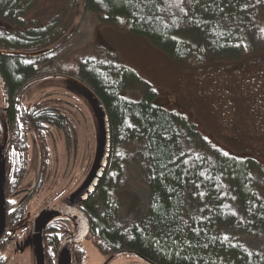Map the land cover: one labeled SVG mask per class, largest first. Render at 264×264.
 <instances>
[{"label":"trees","instance_id":"obj_1","mask_svg":"<svg viewBox=\"0 0 264 264\" xmlns=\"http://www.w3.org/2000/svg\"><path fill=\"white\" fill-rule=\"evenodd\" d=\"M50 2L45 12L35 14L43 6L40 0H0V73L11 101L20 105L24 121L47 120L54 112L27 109L22 103L31 95L29 87L41 80L46 84L35 86L36 91L51 86L66 94L77 93L72 82L85 85L107 111L111 152L120 145L133 146L150 190L142 213L113 224L112 215L120 208L115 192L124 175L111 158L89 197V241L109 259L135 254L147 264H264V165L225 153L184 114L157 106V93L95 40L94 52L75 70L64 59L50 58L44 67L27 62L54 53L78 30L72 24L78 0ZM85 2L97 27L111 24L147 36L177 61H234L264 49V0ZM130 89L142 94L138 101L125 96ZM6 129L1 124L0 144ZM253 242L259 246L252 248ZM74 256L77 264H91L84 247Z\"/></svg>","mask_w":264,"mask_h":264},{"label":"rangeland","instance_id":"obj_2","mask_svg":"<svg viewBox=\"0 0 264 264\" xmlns=\"http://www.w3.org/2000/svg\"><path fill=\"white\" fill-rule=\"evenodd\" d=\"M40 1L43 6L36 10L35 14H42L47 4L52 5L50 0ZM78 3L77 16L72 22L78 25V30L65 42H61L54 53L46 57L38 56L37 59H29L27 62L44 67L50 58H58L64 59L61 61L67 62L75 70L82 58L94 52L92 50L95 49V40L99 45L113 51L120 63L134 69L146 82L145 86L157 93V106L184 114L196 124L205 138L225 153L236 157H252L264 165V49L234 61L223 58L202 65L177 61L151 43L147 36L133 34L111 24L97 27L98 23L93 14L85 10V0H78ZM31 14H34L33 11ZM69 74L74 75V72L69 70ZM53 80L58 81L57 78ZM45 84L40 80L29 87L27 94L31 95L24 96L22 103L27 109L49 110L64 117L66 129L75 127V131H70V136L65 130L56 128L48 138L43 136L42 143L48 160L57 163L70 159L72 172L79 160V152L85 138L88 144L86 148L88 152L93 151L94 156L98 134L94 111L91 104L84 100L82 93L65 94L60 87L51 86L40 89V92L36 91L35 86ZM138 87L145 89L142 85ZM141 95L132 89L125 93L126 97L135 101H138ZM72 96L74 98H70ZM3 101L4 94L0 88V106ZM82 126L84 139H81L83 133H79ZM28 146L33 148L32 141ZM53 150H60L68 156L61 157L58 152L54 159ZM111 153L112 161L117 160L124 175L115 192L120 208L115 210L111 219L113 224L122 225L142 213L150 198V190L147 174L139 163L140 158L133 146L120 145L117 151ZM57 175L55 172L54 175L46 176L47 180L42 188L45 192H42L41 198L44 194L50 196L61 190L60 185L51 188ZM49 179L53 181L51 185L47 184ZM103 212H106L105 208ZM249 245L252 248L259 246L256 242ZM83 247L88 252V261L91 264H107L109 258L98 252L92 241H86ZM108 262L144 264L135 254L115 256ZM10 264L15 262L11 261Z\"/></svg>","mask_w":264,"mask_h":264},{"label":"flooded vegetation","instance_id":"obj_3","mask_svg":"<svg viewBox=\"0 0 264 264\" xmlns=\"http://www.w3.org/2000/svg\"><path fill=\"white\" fill-rule=\"evenodd\" d=\"M11 98L7 92V95L4 96L3 105H1L2 109L7 110L4 112L0 110V127L2 124L3 130L6 129V124L9 122L12 136L9 147L11 148L12 145L14 147L11 152L9 148L6 155L7 182L5 191L7 216L4 235L0 240V264H5V261L7 264H10L11 261H14L15 264H37V257L34 254V246L31 242L32 239H29L33 235L32 230L35 219L45 208L55 205L64 207L68 204V197L80 188L90 173L96 155V147L93 156V151L88 152L86 148L88 144L87 139H84L82 126L79 129V133H83L81 139L83 138L84 142L81 149L79 148V160L75 163L73 171L71 172V167L69 166V163L71 164L70 159H67V162L57 161V163H52L45 156L46 149H44L42 144L43 136L48 138L52 135L50 133H53L56 128L65 130L66 134L70 136V131H75V127L66 129L64 123L66 119L64 117L63 119L55 117L54 114L47 120L24 121V115L19 111L20 105L17 101L12 102ZM2 139L3 136L1 137ZM31 141L33 144L32 149L28 146ZM58 152L61 157L68 156L65 152L53 150L52 156L54 159ZM55 172L58 173L56 179H54V182L49 179L47 184L51 185L53 182L51 188L60 185L61 190L50 196L44 194L41 198L42 192H45L42 188L47 180L46 176L48 174L54 175ZM34 185L36 186L33 189ZM32 189L34 190L33 192H31ZM28 194V198L22 203L23 198ZM89 199L78 206L87 216V206L91 205ZM74 229V222L68 217H58L47 225L44 231L46 264H56L61 241L68 233L75 232ZM90 234L91 231L83 243L74 247L70 264L78 263H75L74 255L80 251L86 241H89ZM5 254L7 255L5 256ZM112 258L109 260H112ZM140 260L143 261L141 258ZM108 261L107 264L110 263ZM143 263L145 264L146 261H143Z\"/></svg>","mask_w":264,"mask_h":264},{"label":"water","instance_id":"obj_4","mask_svg":"<svg viewBox=\"0 0 264 264\" xmlns=\"http://www.w3.org/2000/svg\"><path fill=\"white\" fill-rule=\"evenodd\" d=\"M72 83L73 86H71V89L73 88L77 90V93H82L84 100L91 104L92 110L94 111L98 132L96 139V156L87 179L83 182L80 188L77 189L76 192L68 197V204L64 207L55 205L45 208V210H43V212L35 219V224L32 230L33 235L29 239H32L31 242L34 246V254L37 257V264H46V243L44 242V231L47 225L52 220L56 219V217H68L74 222L75 232L68 233V235L61 241V246L58 250L56 260V264L71 263L74 247L80 243H83L91 231V221L88 219L86 213L79 209L78 206H80L83 202L88 201L89 197L97 191L98 185L105 176L110 165L109 161L111 157L112 142L110 121H108L107 111L105 110L102 101L97 98L91 89L77 81ZM0 87L2 92L7 95L6 83L4 82L1 73ZM0 109L2 112L5 111L1 107ZM6 125V138L0 145V240L4 235L3 233L6 227V155L9 151V145L12 138L9 122H7ZM35 186L36 185L33 186V189ZM33 189L31 192L34 191ZM29 194L23 198L22 203L28 198ZM60 214L65 216H59ZM76 220H79L81 225L79 230L77 229Z\"/></svg>","mask_w":264,"mask_h":264},{"label":"bare ground","instance_id":"obj_5","mask_svg":"<svg viewBox=\"0 0 264 264\" xmlns=\"http://www.w3.org/2000/svg\"><path fill=\"white\" fill-rule=\"evenodd\" d=\"M59 216H65V215L60 214ZM76 224H77V229L79 230L80 229V226H81L79 220L78 221L76 220Z\"/></svg>","mask_w":264,"mask_h":264}]
</instances>
